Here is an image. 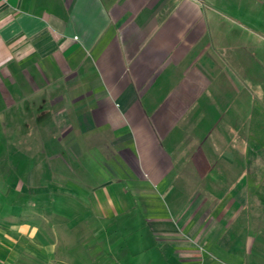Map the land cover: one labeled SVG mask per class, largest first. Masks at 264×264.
<instances>
[{
	"label": "crops",
	"instance_id": "0c3cea01",
	"mask_svg": "<svg viewBox=\"0 0 264 264\" xmlns=\"http://www.w3.org/2000/svg\"><path fill=\"white\" fill-rule=\"evenodd\" d=\"M214 13L209 0H0V140L8 114L28 99L33 111L44 95L62 111L63 120L53 119L61 134L71 123L75 134L108 132L129 175L116 180L130 186L124 203L132 197L140 209L122 216L113 211L122 203L108 201L117 233L98 225L87 235L126 234L129 264H247V247L258 243L243 208L246 175L260 162L247 123L261 81L247 70L256 44L216 37ZM78 172V183L89 174ZM254 218L264 238V215ZM37 236L36 225H21L8 248L0 226V264L19 238ZM57 249L50 242L30 251L53 264Z\"/></svg>",
	"mask_w": 264,
	"mask_h": 264
},
{
	"label": "rangeland",
	"instance_id": "374dc122",
	"mask_svg": "<svg viewBox=\"0 0 264 264\" xmlns=\"http://www.w3.org/2000/svg\"><path fill=\"white\" fill-rule=\"evenodd\" d=\"M209 1L215 11L216 37L222 36L219 32L222 31L230 39L256 44L248 46L247 70L250 73L248 67H251L261 81L254 86L256 109L247 123L250 126L248 132L250 128L255 129L248 134V145L256 151L253 153L260 162L257 174L246 175L247 198L243 208L251 218L247 222V231L261 243V248L258 243L253 248L247 247V264H256L260 257L264 263V238L257 236L254 218L256 213L264 215V0ZM252 34H257L259 39L253 41ZM252 54L257 58L255 62L249 61V57L254 58ZM44 96L33 111H30V99L19 110H12L7 116L6 137L0 140V226L7 230V246L15 245L13 234L21 225L34 224L40 231L35 240L19 238L20 249L16 253L7 251L8 264H34L33 256L36 264H52L46 261L47 255L42 251L36 250L35 255L30 251L32 247L50 242L58 248L53 264H129L126 258L130 247L126 234L109 239L104 233L95 237L87 235L98 225L113 232L112 235L117 233L112 227L119 222L112 217L106 218L115 214L114 210L122 216L139 212V202L132 197L128 204L124 203L122 192L127 193L130 186L123 182L129 175L124 173V161L116 155L118 148L113 147L116 145H112L106 131L87 133L86 136L79 132L75 134L72 130L75 125L67 123L69 128L61 134V125L55 124L53 119L62 116V111L51 104L52 95L48 96L51 97L49 101L47 95ZM64 111L73 113L72 116L77 113L73 109ZM37 118L39 125L33 128L38 136L34 134L32 141L31 122ZM46 118L50 124H45ZM252 121L253 127L249 124ZM2 130L1 127V133ZM253 160L248 158V164L253 165ZM80 170L89 174H81L86 177L78 183ZM118 179L123 182L116 181ZM67 180L72 185L64 189L63 183ZM97 184L107 185L108 191L96 190ZM72 196L75 199L68 200ZM113 200H118L122 206L115 202L111 213L108 201ZM97 216L105 218L96 224L91 217ZM67 245L71 247L70 253L65 249Z\"/></svg>",
	"mask_w": 264,
	"mask_h": 264
},
{
	"label": "trees",
	"instance_id": "16d2710c",
	"mask_svg": "<svg viewBox=\"0 0 264 264\" xmlns=\"http://www.w3.org/2000/svg\"><path fill=\"white\" fill-rule=\"evenodd\" d=\"M31 114V113H30Z\"/></svg>",
	"mask_w": 264,
	"mask_h": 264
}]
</instances>
